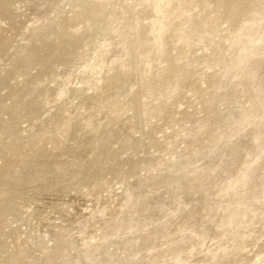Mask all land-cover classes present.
<instances>
[{
    "label": "rangeland",
    "instance_id": "rangeland-1",
    "mask_svg": "<svg viewBox=\"0 0 264 264\" xmlns=\"http://www.w3.org/2000/svg\"><path fill=\"white\" fill-rule=\"evenodd\" d=\"M0 264H264V0H0Z\"/></svg>",
    "mask_w": 264,
    "mask_h": 264
}]
</instances>
